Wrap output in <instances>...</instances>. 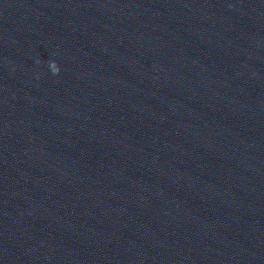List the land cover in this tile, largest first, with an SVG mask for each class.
Here are the masks:
<instances>
[{
	"label": "clouds",
	"instance_id": "1",
	"mask_svg": "<svg viewBox=\"0 0 264 264\" xmlns=\"http://www.w3.org/2000/svg\"><path fill=\"white\" fill-rule=\"evenodd\" d=\"M49 67L53 75L59 74L60 69L54 61L50 62Z\"/></svg>",
	"mask_w": 264,
	"mask_h": 264
}]
</instances>
